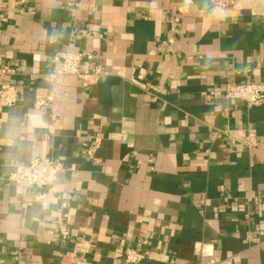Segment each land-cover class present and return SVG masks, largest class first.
Wrapping results in <instances>:
<instances>
[{
	"label": "crops",
	"instance_id": "crops-1",
	"mask_svg": "<svg viewBox=\"0 0 264 264\" xmlns=\"http://www.w3.org/2000/svg\"><path fill=\"white\" fill-rule=\"evenodd\" d=\"M67 49L93 53L81 71L100 67L97 84L52 77ZM5 64L19 100L0 112L1 263L68 264L62 219L85 264L141 245L138 264H264V106L224 91L264 81V0H0ZM35 155L63 164L58 179L19 190L10 174Z\"/></svg>",
	"mask_w": 264,
	"mask_h": 264
},
{
	"label": "built area",
	"instance_id": "built-area-1",
	"mask_svg": "<svg viewBox=\"0 0 264 264\" xmlns=\"http://www.w3.org/2000/svg\"><path fill=\"white\" fill-rule=\"evenodd\" d=\"M212 8H218L224 12L234 9L240 0H207ZM178 11L185 13L187 10L184 6L178 8ZM93 53L79 52L67 49L62 51L57 60L60 62V67L52 75L53 78L62 76H77L88 85L92 86L98 83L104 72L100 67H95L89 72H82L81 65L85 60H92ZM15 70L8 64L0 66V112L4 109L13 107L19 100V91L16 86L7 84V80L14 74ZM225 97L229 101H244L249 108L264 106V81H243V82H228L225 85ZM52 106V97L42 94L35 96L34 107L39 110H48ZM100 139L94 137L90 148L88 149V156L95 159V153L100 147ZM258 133L255 128H250L244 139L243 144L248 150H253L258 146ZM63 164L60 161L43 158L35 155L29 163L17 167L11 174L10 179L15 183L16 187L21 190L25 186H35L42 188L47 185L54 184ZM21 169L28 172L24 174ZM50 234L59 235V242L66 248L62 259L68 264H85L86 257L90 251V246L87 241L75 242L73 246L68 247L70 240V231L66 223L59 219L56 221L55 226L50 230ZM148 251L144 246L136 248H127L124 251L125 264H138L141 263L147 256ZM201 254L206 255L202 250ZM169 263L173 260L167 259ZM230 258H222L219 256H209L205 262L198 264H230ZM0 264H3L0 262Z\"/></svg>",
	"mask_w": 264,
	"mask_h": 264
},
{
	"label": "clouds",
	"instance_id": "clouds-1",
	"mask_svg": "<svg viewBox=\"0 0 264 264\" xmlns=\"http://www.w3.org/2000/svg\"><path fill=\"white\" fill-rule=\"evenodd\" d=\"M21 171H23L25 175L28 174V172L26 170H24V169H21Z\"/></svg>",
	"mask_w": 264,
	"mask_h": 264
}]
</instances>
